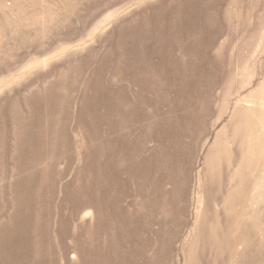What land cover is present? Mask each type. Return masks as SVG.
Masks as SVG:
<instances>
[{
  "label": "rangeland",
  "instance_id": "obj_1",
  "mask_svg": "<svg viewBox=\"0 0 264 264\" xmlns=\"http://www.w3.org/2000/svg\"><path fill=\"white\" fill-rule=\"evenodd\" d=\"M0 264H264V0H0Z\"/></svg>",
  "mask_w": 264,
  "mask_h": 264
}]
</instances>
